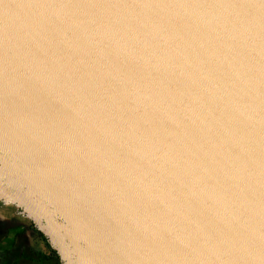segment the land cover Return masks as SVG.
<instances>
[{
  "label": "water",
  "instance_id": "obj_1",
  "mask_svg": "<svg viewBox=\"0 0 264 264\" xmlns=\"http://www.w3.org/2000/svg\"><path fill=\"white\" fill-rule=\"evenodd\" d=\"M0 217L56 264H264V0H0Z\"/></svg>",
  "mask_w": 264,
  "mask_h": 264
},
{
  "label": "crops",
  "instance_id": "obj_2",
  "mask_svg": "<svg viewBox=\"0 0 264 264\" xmlns=\"http://www.w3.org/2000/svg\"><path fill=\"white\" fill-rule=\"evenodd\" d=\"M13 246L11 236L5 235L0 238V264H55L53 258H23L20 254H12L10 251ZM22 250L23 248H18ZM24 250V249H23Z\"/></svg>",
  "mask_w": 264,
  "mask_h": 264
},
{
  "label": "flooded vegetation",
  "instance_id": "obj_3",
  "mask_svg": "<svg viewBox=\"0 0 264 264\" xmlns=\"http://www.w3.org/2000/svg\"><path fill=\"white\" fill-rule=\"evenodd\" d=\"M18 221L19 220L17 218H11L10 222L12 223V225H14V227L9 229L6 228V223H0V235L7 234L10 231L20 230L17 228ZM33 238L34 242H31L29 238L25 236V233L21 231L19 234H17L16 237L18 248H23L33 256H42L46 258V255H44L43 251L39 247L38 241L36 240V236L33 235Z\"/></svg>",
  "mask_w": 264,
  "mask_h": 264
},
{
  "label": "rangeland",
  "instance_id": "obj_4",
  "mask_svg": "<svg viewBox=\"0 0 264 264\" xmlns=\"http://www.w3.org/2000/svg\"><path fill=\"white\" fill-rule=\"evenodd\" d=\"M21 232V230H14V231H10L8 232L7 234H4V235H0V238L5 236V235H9L11 236V240L13 241V246L11 247V253L12 254H20L21 257L23 258H35V259H42V256H33L31 254H29L26 250H19L18 249V244L16 242V237H17V234H19ZM55 262V261H54ZM56 264V263H55Z\"/></svg>",
  "mask_w": 264,
  "mask_h": 264
},
{
  "label": "snow or ice",
  "instance_id": "obj_5",
  "mask_svg": "<svg viewBox=\"0 0 264 264\" xmlns=\"http://www.w3.org/2000/svg\"><path fill=\"white\" fill-rule=\"evenodd\" d=\"M4 219L3 217H0V220Z\"/></svg>",
  "mask_w": 264,
  "mask_h": 264
},
{
  "label": "trees",
  "instance_id": "obj_6",
  "mask_svg": "<svg viewBox=\"0 0 264 264\" xmlns=\"http://www.w3.org/2000/svg\"><path fill=\"white\" fill-rule=\"evenodd\" d=\"M42 258H45V257H42Z\"/></svg>",
  "mask_w": 264,
  "mask_h": 264
}]
</instances>
